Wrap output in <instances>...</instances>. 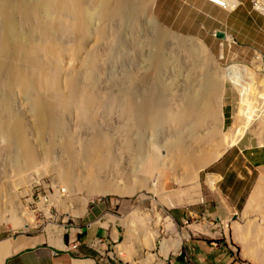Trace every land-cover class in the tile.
<instances>
[{"label":"rangeland","instance_id":"obj_1","mask_svg":"<svg viewBox=\"0 0 264 264\" xmlns=\"http://www.w3.org/2000/svg\"><path fill=\"white\" fill-rule=\"evenodd\" d=\"M155 1L142 0L144 4V13H142L136 9L138 0H124L123 5L128 12L127 15L120 22L112 21L108 27L110 38L107 40L112 42L113 46H120L116 48L117 56L114 60L103 58L97 66L98 69H95L98 71L94 72L95 74L88 83L90 86L98 87L101 93H112L118 99L122 97L121 91L124 88L125 78L135 74L142 80L136 81L137 86L132 85V97L143 116L144 114L141 112L144 111L151 99L163 100L169 97L172 98L173 107L181 109L183 96L193 93L194 88L198 92L197 87L209 86L213 81L212 75L215 74L219 83V88L215 87L218 89L214 101L216 113L208 123L210 129H220L218 139L214 144H208L209 150L214 155L206 163L197 166V173L193 174V177L187 176L186 168H180L179 172H173L171 167H161V172H159V160L147 159L145 175L150 177L147 179L148 185L143 184L138 176L139 158L134 153L142 151V147L149 148L154 153L155 145L164 146L166 142H171L178 135H172L175 129L174 125L168 126L166 122H161L158 126L140 123L143 126L136 128L132 141L134 145H130L127 143L129 138L123 128L125 120L118 107L109 108L113 110L100 108L101 111L99 110V115L97 114V124L99 123L97 129L89 126L82 127L83 120H73L74 116H69L66 132L75 133L78 130L83 142L90 140L93 143V137L98 131L108 137L106 145L102 149L99 148L96 151L90 149L85 153L83 149L78 148L80 153L77 154L80 155L76 154L74 159H78L75 161L68 155L67 157L63 155L64 153H60V157L57 159V162L61 164L68 162L73 166V172L77 175L84 176L92 172L104 183L108 181L114 184L105 193H88L83 189L84 184L82 183L70 191L64 183L63 176L52 170V167L49 168L51 165L48 162L47 169H44L46 164H43V167L34 174L31 175L27 172L28 170H25L20 176L15 167L19 162L18 154H15L16 151L12 148L15 144L8 136L0 133V147H5V151L0 148L3 149L0 151V155H2L0 158V186L4 190L1 189L0 195L4 198V202L9 203L8 205H19L26 213L27 222L31 225V227L16 226L10 217H6L0 223V232L3 230L20 232L44 229L60 231L66 228H76L73 224L87 211L90 204H115L112 214H107L102 222H96L94 225L95 228L99 224L105 226L107 235L104 240L95 239L92 242L93 246H88L90 250L88 256L80 258L66 255L59 264H73L77 260L76 264H160L162 262L164 264H190L187 251L189 217L178 221L175 213L187 211L189 205L198 200L201 196V175L227 150L232 147L244 149L264 146V143L262 144L257 137V129L263 126L264 122H257V128L254 126L256 123L254 124V121L252 122L250 119L254 109H264V62L257 59L258 71L237 62L225 63V59L222 58L223 51L219 57L198 37L179 34L162 25L154 14ZM101 24L100 20L94 19L93 30ZM157 28L168 32L171 36L194 40L203 45L212 66L208 64L207 60L201 65L208 67L210 71L215 70L210 72L211 80L209 81V71L203 70L206 80L204 78L198 82L195 81L193 77L197 76L196 70L193 69V65L190 66L191 59L186 58L190 50L185 49L183 52L175 48L176 42L173 39L165 44L162 61L155 48ZM229 38L230 36H227V39ZM77 46L78 43L75 41L73 47ZM85 46V53L81 55L82 59L86 58V54L93 47L99 48L100 46L99 51L104 55L108 44L100 43L95 37H92L85 41ZM194 52L196 53V51ZM68 54L70 55V53ZM155 56L159 58L161 65L154 78L152 65ZM66 62L71 68L79 69L81 66V63L73 62L69 56L66 57L65 64ZM42 95L48 98L51 94L43 92ZM5 96L8 95L2 97L4 101L9 98H5ZM22 97L19 94L15 95L14 102L8 104L9 106L6 104L9 107L7 112L8 115L18 114L22 119L24 118L23 120L31 133L30 140H33V144H37L39 129L36 118L33 116L29 100ZM0 108L2 109V107ZM262 123L263 125H261ZM241 127L245 131L242 132ZM253 128L257 131H254ZM262 128L264 130V126ZM241 143L244 145L237 146ZM185 174L186 176H184ZM177 178L180 181H176ZM6 194L8 195L6 196ZM251 198L252 195L246 207L239 211L234 219L244 217L247 221V233L244 236L247 239L255 238V242L258 243L256 247L263 246L264 248V225L256 220L261 216L264 217L263 197L258 198L259 200L254 201L255 203L253 200L251 201ZM249 203L253 204V207L249 208ZM109 224H112L113 240L109 232ZM181 236L183 242L179 250L172 249L166 258L164 247L174 243V240ZM245 250L248 259L254 261L250 256L252 250L246 248ZM181 254L185 256L183 262L177 260Z\"/></svg>","mask_w":264,"mask_h":264},{"label":"bare ground","instance_id":"obj_2","mask_svg":"<svg viewBox=\"0 0 264 264\" xmlns=\"http://www.w3.org/2000/svg\"><path fill=\"white\" fill-rule=\"evenodd\" d=\"M138 1L136 9L144 13V4L142 0ZM123 2L124 0H0V107H2L0 108V133L8 136L15 144L12 148L16 151L15 154H18L19 162L15 167L20 176L25 170L32 175L42 168L43 164H46L44 169H47L50 164L49 168L52 167V170L63 176L64 183L70 191L81 183L84 184L83 189L88 193L101 194L111 189L114 184L108 181L104 183L95 173L90 172L80 176L81 174L77 175L73 172V166L68 162H62V164L57 162L60 153L74 159L79 152L78 148L87 153L90 149L96 151V149L105 147L108 137L102 132H96L93 143L90 140L83 142L78 130L75 133L66 132L69 116H74L73 120H83L82 127L89 126L97 129L98 126L99 128L97 114L99 115L100 108L102 110L110 107L120 109L125 120L123 128L129 138L127 143L130 145H134L133 135L136 133V128L142 125L140 123L158 126L161 122H166L168 126L170 124L175 126L172 135H178L171 142L169 141L170 143L166 142L164 146L155 145L154 153L145 147H142V151L134 153L139 158L138 176L143 184L148 185L147 179L150 177L145 175L147 159L159 160V172H161V167H171L173 172L186 168L187 176L193 177V174L197 173V166L206 163L214 155L209 150L208 144H214L220 135V129H210L208 123L216 113L214 101L218 89L215 87L219 88V83L215 74L212 75L213 81L209 86L197 87L198 92L194 88L193 93L183 96L181 109L173 107L172 98L151 99L141 112L143 116L132 97V85L137 86L136 81L142 80L135 74L125 78L124 88L121 91L122 97L118 99L112 93H101L98 87L90 86L88 83L93 74L98 71L95 69H98L97 66L103 58L114 60L117 56L116 48L119 45L113 46L112 42L107 40L110 38L108 27L112 21L120 22L127 15L128 12ZM238 2L239 0H228L230 5ZM94 19L100 20L102 24L93 30ZM157 30L155 48L162 61L164 46L173 39L176 42L175 48L183 52L185 49L190 50L189 54L186 52L188 54L186 58L192 60H190V66L193 65V69L196 70L197 76L193 77L195 81L198 82L205 78L203 70L209 71V81L211 80L210 72L215 70L210 71L208 67L201 65L207 60L212 66L203 45L194 40L171 36L168 32L158 28ZM92 37L100 43L108 44L105 49L106 53L101 54L100 46L99 48L93 47L86 54V58L82 59L81 55L85 53V41ZM75 41L78 43L76 48L73 47ZM68 56L73 62L81 63L79 69L69 67L67 62L65 64ZM160 65L159 58L155 56L152 65L154 78ZM211 91L213 92L210 93ZM43 92L51 95L46 98L42 95ZM17 94L29 100L31 104L39 129L37 144H33V140H30L31 133L24 118L22 119L18 114L8 115L9 107L6 104L13 103L14 96ZM4 95L9 97L5 96L7 98L5 101L3 100ZM255 110L250 119L254 121V124L256 123L254 126H257V122H264V109ZM263 126L259 127L258 131L253 128L257 131V137L262 144L264 143ZM240 129L242 132L245 131L243 127ZM134 166H136L135 163ZM176 181L180 180L177 178ZM261 182L252 194L253 203L260 195ZM1 189L3 190V187L0 186V194ZM8 204L0 195V223L4 218L10 217L16 226L31 227L24 210L19 205L10 206ZM252 205L249 203V208ZM182 242L183 237L181 236L174 240V243L165 246L163 250L165 257L169 256L172 249L179 250ZM246 244L245 248L252 250L250 254L252 259L264 263L262 253L257 252L253 244Z\"/></svg>","mask_w":264,"mask_h":264},{"label":"crops","instance_id":"obj_3","mask_svg":"<svg viewBox=\"0 0 264 264\" xmlns=\"http://www.w3.org/2000/svg\"><path fill=\"white\" fill-rule=\"evenodd\" d=\"M239 1V7L228 11L208 0H156L154 14L170 30L204 41L215 55L220 57L223 51L225 63L237 62L258 71L255 55L264 54V16L253 9L252 0ZM219 31L230 38H219ZM241 145L244 144L237 146ZM260 182L263 190L258 198L263 197L264 201V146L232 147L205 170L200 178L201 196L187 211L175 213L178 221L189 217L190 264H264L245 255V243L253 244L263 256L264 248L256 247L255 238L244 236L247 233L244 217L234 219ZM114 207L113 203L90 204L73 224L76 228L3 230L0 264H59L66 255L86 257L90 252L88 246L107 235L105 226L99 224L95 228V223L112 214ZM256 220L264 225L263 216ZM109 227L113 240L112 224Z\"/></svg>","mask_w":264,"mask_h":264},{"label":"built area","instance_id":"obj_4","mask_svg":"<svg viewBox=\"0 0 264 264\" xmlns=\"http://www.w3.org/2000/svg\"><path fill=\"white\" fill-rule=\"evenodd\" d=\"M208 1L228 11L235 10L240 5V2L230 5L228 3V0H208ZM252 7L255 11L261 13L264 16V0H252ZM255 56L257 59H261L264 61L263 53H256Z\"/></svg>","mask_w":264,"mask_h":264},{"label":"water","instance_id":"obj_5","mask_svg":"<svg viewBox=\"0 0 264 264\" xmlns=\"http://www.w3.org/2000/svg\"><path fill=\"white\" fill-rule=\"evenodd\" d=\"M217 36L221 39H225L226 38V33L224 31H219L217 33Z\"/></svg>","mask_w":264,"mask_h":264},{"label":"trees","instance_id":"obj_6","mask_svg":"<svg viewBox=\"0 0 264 264\" xmlns=\"http://www.w3.org/2000/svg\"><path fill=\"white\" fill-rule=\"evenodd\" d=\"M177 260L179 262H183L185 260V256L183 254H181L179 257H177Z\"/></svg>","mask_w":264,"mask_h":264}]
</instances>
